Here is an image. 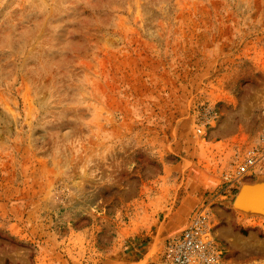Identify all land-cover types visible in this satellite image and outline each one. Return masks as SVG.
I'll return each instance as SVG.
<instances>
[{
	"label": "rangeland",
	"instance_id": "374dc122",
	"mask_svg": "<svg viewBox=\"0 0 264 264\" xmlns=\"http://www.w3.org/2000/svg\"><path fill=\"white\" fill-rule=\"evenodd\" d=\"M263 112L264 0H0V264H159L201 206L264 261L220 178Z\"/></svg>",
	"mask_w": 264,
	"mask_h": 264
},
{
	"label": "built area",
	"instance_id": "2783aa9c",
	"mask_svg": "<svg viewBox=\"0 0 264 264\" xmlns=\"http://www.w3.org/2000/svg\"><path fill=\"white\" fill-rule=\"evenodd\" d=\"M264 114V112H263ZM218 115L214 109H208L203 122L197 126L196 134H204L206 126L214 127ZM228 166L220 175L225 192L235 189L245 179H252L264 172V126L255 137L231 145ZM222 193L219 197H222ZM211 212L207 206L199 207L193 213L185 227L170 236L165 243L159 264H264L259 258L240 260L234 255L228 257V249L213 235L209 219Z\"/></svg>",
	"mask_w": 264,
	"mask_h": 264
},
{
	"label": "water",
	"instance_id": "95a60500",
	"mask_svg": "<svg viewBox=\"0 0 264 264\" xmlns=\"http://www.w3.org/2000/svg\"><path fill=\"white\" fill-rule=\"evenodd\" d=\"M259 180H261V179L257 178V181L255 184H250V185L244 184L240 188V190L238 191V193L236 195V198H237L240 195H242V193H243V195L245 194L243 192L244 189H246L248 187L253 188V192L251 194H252V197L256 196V199H255V201H252L249 204L245 205V207L244 206H243V208L240 207L241 209L247 210L245 212L252 213V211H261L262 213H264V183H260ZM234 203H235V200L232 203L233 206H234ZM245 214H247V213H245Z\"/></svg>",
	"mask_w": 264,
	"mask_h": 264
},
{
	"label": "bare ground",
	"instance_id": "6f19581e",
	"mask_svg": "<svg viewBox=\"0 0 264 264\" xmlns=\"http://www.w3.org/2000/svg\"><path fill=\"white\" fill-rule=\"evenodd\" d=\"M260 182L261 181H263V180H259ZM264 183V182H263ZM243 186V185H242ZM241 186V187H242ZM245 194L243 195V193H242V195H240L239 197H235L236 199H234L235 200V203H234V207L235 208H240V207H242L243 208V206L245 207V205H247V204H249L250 202H252V201H255V199H256V196H253L252 197V192H253V188H251V187H248V188H246V189H244V191H243ZM248 193V194H247ZM247 194V195H246ZM251 194V195H250ZM233 200V201H234ZM244 210V209H243Z\"/></svg>",
	"mask_w": 264,
	"mask_h": 264
}]
</instances>
